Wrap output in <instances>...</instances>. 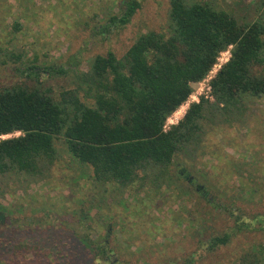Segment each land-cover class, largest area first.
Instances as JSON below:
<instances>
[{"label":"trees","instance_id":"1","mask_svg":"<svg viewBox=\"0 0 264 264\" xmlns=\"http://www.w3.org/2000/svg\"><path fill=\"white\" fill-rule=\"evenodd\" d=\"M169 4L166 32L140 34L120 58L112 51L97 55L82 71L77 66L40 67L36 57L24 66L25 82L0 88V182L27 192L34 184L52 181L61 141L85 173L91 170L100 193L108 186L170 189V168L177 157L198 158L210 130L232 125L233 116L242 114L236 110L264 97V0L255 3L257 18L243 22L216 0ZM140 7V0L126 1L121 14L111 16L100 30L128 25ZM225 52L230 57L210 82L212 98L191 104L166 129L168 119ZM22 56L14 53L12 59L22 62ZM52 73H71L70 86L55 91L48 84ZM231 237L213 236L210 249L226 245ZM81 241L94 249L92 264L110 262L111 251L100 239L91 241L87 235ZM36 249L21 241L10 261H24ZM46 257L50 264L56 260L49 251ZM240 264H264V243L249 249Z\"/></svg>","mask_w":264,"mask_h":264},{"label":"rangeland","instance_id":"2","mask_svg":"<svg viewBox=\"0 0 264 264\" xmlns=\"http://www.w3.org/2000/svg\"><path fill=\"white\" fill-rule=\"evenodd\" d=\"M126 1L0 0V88L25 82L24 66L36 57L40 67L77 66L87 71L97 55L112 51L120 58L140 34L166 32L169 0H140L131 23L102 32L100 26L121 14ZM216 1L234 11L240 22L257 18V0ZM14 53L23 55L22 62L12 59ZM52 74L48 84L55 91L70 86L71 73ZM236 111L242 114L232 115L236 119H231L232 125H216L208 133L206 127L202 155L193 161L175 159L170 168L174 185L162 191L150 185L138 191L136 185L122 190L108 186L106 193H100L90 178L91 170L85 173L59 141L60 159L52 181L34 184L27 192L0 182V261L50 264L49 251L56 258L53 264H92L94 249L81 241L88 235L111 251L107 264H240L249 249L264 243V225L230 238L215 252L205 245L212 235L231 227L224 212L210 205L205 192L217 197L214 204L220 208L221 203H229L227 193L238 191L246 179L236 177L255 173L254 180L264 179V97ZM170 119L168 126L177 124L174 116ZM196 185L205 191L198 192ZM254 206V221L263 223L264 201ZM21 241L37 248L36 252L24 261H10Z\"/></svg>","mask_w":264,"mask_h":264},{"label":"flooded vegetation","instance_id":"3","mask_svg":"<svg viewBox=\"0 0 264 264\" xmlns=\"http://www.w3.org/2000/svg\"><path fill=\"white\" fill-rule=\"evenodd\" d=\"M253 172H256V169ZM244 175L246 179L244 182H241L239 186H237L236 190L238 191L232 194L227 193L228 196L227 199L229 203H221L220 208L214 204V201L215 202L218 201L217 197L210 196L211 194L209 195L207 192H205V197H207L210 200L209 202L210 205L214 206L215 209L220 210L222 213L224 212V216L227 219V222L231 225L229 229L223 231L222 233L212 235L210 238H208L207 248L206 247L205 248L208 249L210 252H215L219 248L225 246V245H221L220 247L216 246L214 250H211L209 246V242L213 236L223 237L226 233H232L231 238H234L236 236H240L246 231H250L251 227H254V225L260 226L263 229L264 216H263V223L254 221V218L256 216V206H254V204L264 201V179L258 177V180H254V177L256 175L255 173L252 174L250 177L248 174L243 173L241 177H236V179L241 180V178ZM189 180L191 184L194 186L193 178L190 177ZM202 189H203L202 186L196 185V190L198 192L205 191ZM221 195L222 193H220V196ZM195 262L196 260L193 258L192 263Z\"/></svg>","mask_w":264,"mask_h":264},{"label":"built area","instance_id":"4","mask_svg":"<svg viewBox=\"0 0 264 264\" xmlns=\"http://www.w3.org/2000/svg\"><path fill=\"white\" fill-rule=\"evenodd\" d=\"M224 55H228L230 56L229 52H225L221 55V57L218 59V62L216 65H214L213 69L211 70V72L209 73V75L207 76V78L205 80H203L200 84L199 87L197 88V90L191 95V97L189 98V100L183 105L181 106L178 111H176L172 116L175 117V121L176 123H178L181 120V117L183 115L186 114L188 108L190 107L191 104L193 103H199L202 97L205 98H209L210 97V92H211V84L210 82L212 81V79L215 78L217 72L220 70V68L222 67V65H224L227 61V59H224L223 56ZM212 98V97H210ZM184 117V116H183ZM170 119V118H169ZM168 119V121H169ZM168 121L166 124V129H168L170 126H168ZM170 121H172L170 119ZM174 125V124H172Z\"/></svg>","mask_w":264,"mask_h":264}]
</instances>
